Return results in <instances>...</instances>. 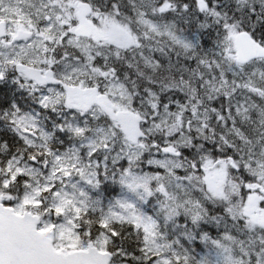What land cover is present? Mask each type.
<instances>
[{
    "label": "snow or ice",
    "instance_id": "obj_1",
    "mask_svg": "<svg viewBox=\"0 0 264 264\" xmlns=\"http://www.w3.org/2000/svg\"><path fill=\"white\" fill-rule=\"evenodd\" d=\"M0 264H264V0H0Z\"/></svg>",
    "mask_w": 264,
    "mask_h": 264
}]
</instances>
